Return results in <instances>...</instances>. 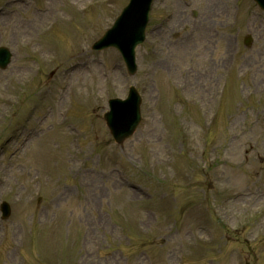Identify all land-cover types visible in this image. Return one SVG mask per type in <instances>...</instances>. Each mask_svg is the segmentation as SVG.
I'll list each match as a JSON object with an SVG mask.
<instances>
[{"label": "rangeland", "instance_id": "obj_1", "mask_svg": "<svg viewBox=\"0 0 264 264\" xmlns=\"http://www.w3.org/2000/svg\"><path fill=\"white\" fill-rule=\"evenodd\" d=\"M25 2L0 0V264H264V12L155 0L130 78L90 50L128 0ZM129 85L118 146L102 115Z\"/></svg>", "mask_w": 264, "mask_h": 264}, {"label": "water", "instance_id": "obj_2", "mask_svg": "<svg viewBox=\"0 0 264 264\" xmlns=\"http://www.w3.org/2000/svg\"><path fill=\"white\" fill-rule=\"evenodd\" d=\"M141 0H133L135 8L139 14L144 11L143 5L138 6ZM262 8H264V0H255ZM141 10V11H140ZM112 33L100 40L95 49L113 46L117 48L124 56L125 63L130 71H134L133 50L137 44L143 40L144 20L137 17H129L124 19V22H118L113 27ZM9 53L5 49H0V66H5L8 63ZM132 95V101L113 100L110 103L111 111L105 115V120L108 126L112 129L114 137L118 143H121L126 137L131 135L135 126L139 121V100Z\"/></svg>", "mask_w": 264, "mask_h": 264}, {"label": "bare ground", "instance_id": "obj_3", "mask_svg": "<svg viewBox=\"0 0 264 264\" xmlns=\"http://www.w3.org/2000/svg\"><path fill=\"white\" fill-rule=\"evenodd\" d=\"M220 3V2H219Z\"/></svg>", "mask_w": 264, "mask_h": 264}]
</instances>
